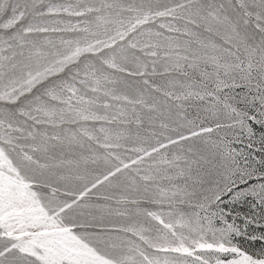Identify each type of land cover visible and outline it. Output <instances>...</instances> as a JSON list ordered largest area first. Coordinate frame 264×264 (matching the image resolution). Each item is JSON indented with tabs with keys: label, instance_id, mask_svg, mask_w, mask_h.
<instances>
[{
	"label": "snow or ice",
	"instance_id": "6c2138e0",
	"mask_svg": "<svg viewBox=\"0 0 264 264\" xmlns=\"http://www.w3.org/2000/svg\"><path fill=\"white\" fill-rule=\"evenodd\" d=\"M0 264H264V0H0Z\"/></svg>",
	"mask_w": 264,
	"mask_h": 264
}]
</instances>
